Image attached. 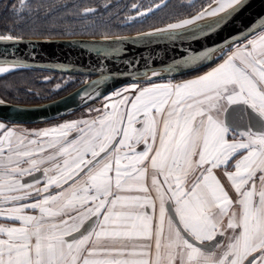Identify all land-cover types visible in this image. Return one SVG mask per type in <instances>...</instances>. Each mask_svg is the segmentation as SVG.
Returning a JSON list of instances; mask_svg holds the SVG:
<instances>
[{
    "label": "snow or ice",
    "instance_id": "1",
    "mask_svg": "<svg viewBox=\"0 0 264 264\" xmlns=\"http://www.w3.org/2000/svg\"><path fill=\"white\" fill-rule=\"evenodd\" d=\"M245 2L215 0L144 35L215 31ZM55 7L20 0L13 15ZM131 7L147 20L162 5ZM11 33L0 41L21 39ZM221 51L202 75L117 90L99 116L38 131L0 122V264H264V31ZM216 52L183 63L195 69Z\"/></svg>",
    "mask_w": 264,
    "mask_h": 264
},
{
    "label": "water",
    "instance_id": "2",
    "mask_svg": "<svg viewBox=\"0 0 264 264\" xmlns=\"http://www.w3.org/2000/svg\"><path fill=\"white\" fill-rule=\"evenodd\" d=\"M214 19L218 18L200 23L207 24ZM229 19L226 26L215 31L192 35L188 30H181L188 35L176 40L144 35L154 29L107 39L21 37L19 41H0V67L9 68L6 73L39 70L90 78L73 92L50 101L37 104L6 101L0 105V121L19 125L48 123L75 113L124 86L173 79L214 65L222 55L221 50L227 51L234 42L264 30V0H246L245 6ZM213 48L217 52L206 64L193 69L183 63L186 57Z\"/></svg>",
    "mask_w": 264,
    "mask_h": 264
},
{
    "label": "rangeland",
    "instance_id": "3",
    "mask_svg": "<svg viewBox=\"0 0 264 264\" xmlns=\"http://www.w3.org/2000/svg\"><path fill=\"white\" fill-rule=\"evenodd\" d=\"M27 1L28 0H26V3H27ZM117 1H121V0H117ZM138 1H140V2H138V3L134 2V3H131V5L128 4L127 14L122 15L121 17L111 16V17H114V19L112 18L111 23L108 22L109 25L105 24L103 26V29L98 28L96 18L93 17L94 15L92 17H89L90 14L88 16H85L82 14V16H83V18H82L80 16L81 14H75L76 16L81 18V21H82V22L81 21L79 22V25L77 26V28L79 31L93 29L91 31L96 32V30H100V31H98L100 33L102 31H104L102 33H107L108 30H109V32H114V31L117 32L116 35H113V36L108 35V37L132 35V34H127V33L130 31H140V30H144V29H147V30L141 31L138 33L147 32L150 30H154L155 27H163L167 23L176 22V18H178L179 14H181V13H183V14H187V13L195 14L200 9L201 5H204V4L209 3V2L212 4L215 0H211V1L210 0H195L196 8L188 7V5L193 3L194 0H173L174 5L172 4V6H170V7H163V5L165 3L168 4L170 0H138ZM157 2H159L162 5L161 9H155L154 8L155 3H157ZM133 4H136L139 8H141V10H145L149 5H152L154 8L155 14L149 13L150 19L146 20L144 17L137 15V9H133L131 7ZM78 5L79 4H77V6ZM168 6H169V4H168ZM56 9H59V7L58 8L56 7ZM80 9H81V7L79 6V7H77L76 10L73 9L71 11L73 13H82V11H81L82 9L81 10ZM109 9L111 10L110 7H109ZM112 15H117V13H114ZM65 17H66V15L63 16L62 14H59V12L57 13V15L53 16V18L51 19L53 21V24H52L53 28H52V30H50V32L48 31L52 35L45 34V36H49V37H45V38H57V39L61 38V37L57 36V33L60 34L61 33L60 31H62L63 29H67V26H64L62 24V21L65 19ZM133 17H135V19H133ZM188 17L189 16H185V17H182L180 19L188 18ZM98 18H100V17H98ZM100 19H101L100 21H102V22L107 21V19H104V18H100ZM171 19H175V20L173 21ZM163 22H165V24L162 25ZM114 23H119V26H117V27H120V28H115L116 24L112 25ZM71 27L75 28L74 26H71ZM112 27H114V28L111 29ZM110 30H112V31H110ZM261 31H264V30H261ZM135 34H137V33H135ZM53 35H56V36L50 37ZM99 37H104V35H101ZM64 38H66V37H64ZM6 74L7 73H0V76L6 75ZM199 74L200 73L190 75L187 77H183V78H177V79L173 78V79H165V80L177 81V80L186 79V78H189L191 76H195V75H199ZM12 80L16 84L18 83V77L13 78ZM30 80H32L34 83L39 85V87L36 90L29 87L27 90L24 89L23 92L19 93V91L15 90V89H12L10 91L6 90V88L4 86H1V84H0V93H2L3 95H5L6 97H9V98H18V99L24 98L27 101H29L28 99H32V101H41L39 103H42V102H45L46 100L56 99L57 96L62 95L64 92H67L71 89L73 90V88H76V85H82V84H84V82L88 81V78L81 79V78H76L75 76H70V75H65V74H57V73H51V72H45L44 73L43 72V73L33 74V78L32 79L30 78ZM150 83H153V82L134 83V84L124 86L118 90L122 91L125 88H134V87L143 88L145 85L146 86L151 85ZM115 92L108 94V96L104 97L101 100H98V101H96V102H94V103H92V104H90L84 108H81L79 111H77L75 113L73 112L72 114H70L64 118H61V119L58 118V119H55L52 121H48V123L45 122V123L36 124V125H23V124L18 125V124L6 123V125H8L9 128H15L18 132L24 131V130L38 131V130L48 129V128H51L53 126H57V125L62 124L64 122L88 118L90 110H92L90 113L91 116H99V115H101V111H95V110H103L107 104L118 102L119 97H116L114 95ZM124 94L127 96H133L135 93L129 91V92H125ZM19 97H21V98H19ZM1 98L2 97L0 96V99ZM73 135H75V133ZM141 147H143V146H141ZM41 187H42V185H41ZM53 191H55V189H53Z\"/></svg>",
    "mask_w": 264,
    "mask_h": 264
},
{
    "label": "trees",
    "instance_id": "4",
    "mask_svg": "<svg viewBox=\"0 0 264 264\" xmlns=\"http://www.w3.org/2000/svg\"><path fill=\"white\" fill-rule=\"evenodd\" d=\"M105 2H106V0H28L27 3L31 4L33 8H35L38 4H43L44 6H47L49 4H56V5H58L59 9H56V7L49 9L48 16L45 15L44 8H41L39 13L33 11L31 15H29L27 10H25L22 13V18L18 19L17 16L13 15V12H14V9L20 8V0H0V33H5L9 29H11L12 30L11 34L18 35L20 37H25V38L49 37V36H45V34H50L49 33L50 30H52V28H53L52 27L53 21L51 19L53 18L54 15H57V13L59 12V14H62L63 16L66 15V17H67V18L65 17V19L62 21V24L64 26H67V29H63L62 31H60L61 32L60 34L57 33L58 37H61V38H64V37H66V38L67 37H99L103 34L102 32H104V31H102L101 33L98 32L100 30H96V32L91 31L93 29L79 31L77 26L79 25L81 18L76 16L71 10H73V9L76 10L77 7H79V6L82 9V10L80 9L81 11H83V8L85 6L96 7L97 13L92 14V15L90 14L89 17H92L94 15L93 17L96 18L98 28L103 29V26L105 24H108V22L111 23L112 18L114 19V17H111V16L121 17L122 15L127 14L128 4L131 5V3H134V2L138 3L140 1H138V0H121V1L107 0L108 4H110L109 7L111 8V10L109 9V7L107 9H105L103 7ZM77 4H79V5L77 6ZM168 4H169L168 7H170V6H172V4L174 5V1L170 0ZM65 5L67 7H65ZM114 13H117V15H112ZM190 14H193V13H187V14L181 13V14H179L178 18L190 16ZM80 16L83 18L82 14ZM98 17L107 19V21L102 22V21H100L101 19ZM33 20H35V23H33ZM171 20L174 21L175 19H171ZM115 24H116L115 28H120V27H117V26H119V23H114L112 25H115ZM163 24H165V22H163L162 25ZM71 26H74L75 28H72ZM113 28L114 27H112L111 29H113ZM145 30H147V29L140 30V31H130L127 34H135V33L141 32V31H145ZM110 31H112V30H110ZM108 32H109V30L107 31V33ZM116 33L117 32L114 31V32H109L108 34L113 36V35H116ZM50 35H52V34H50ZM55 36L56 35H53L50 37H55ZM211 66H213V65H211ZM211 66H209V67H211ZM209 67H206L202 70L193 72V73L188 74V75L176 77L174 79L183 78V77H187L190 75L201 73L204 70H207ZM43 72L45 73V71H39V70H33V71L32 70H19V71H15V72H10L9 74L7 73L6 75L0 76V84H1V86H4L6 88V90L10 91L12 89H15V90L19 91V93L23 92L24 89L27 90L29 87L36 90L39 87V85L34 83L32 80H30V78L31 79L33 78V74L43 73ZM51 73H56V72H51ZM57 74H61V73H57ZM70 76H74V75H70ZM15 77H18V83L17 84L12 80ZM75 77L81 78V79L85 78L84 76H75ZM79 86H81V85H76V88H78ZM76 88H73V90ZM73 90L71 89L67 92H64L62 95H65L71 91L73 92ZM62 95H60V96H62ZM0 96L2 97L1 99L5 100L7 102L8 101L12 102V103L37 104V103L41 102V101H32V99H28L29 101H27L26 99L21 98V97H19L21 99L9 98V97H6L5 95H3L2 93H0ZM60 96H57L56 98H59ZM50 100H53V99H50ZM50 100H46V101H50Z\"/></svg>",
    "mask_w": 264,
    "mask_h": 264
},
{
    "label": "crops",
    "instance_id": "5",
    "mask_svg": "<svg viewBox=\"0 0 264 264\" xmlns=\"http://www.w3.org/2000/svg\"><path fill=\"white\" fill-rule=\"evenodd\" d=\"M233 47H231V48H233ZM215 64H214V66H215ZM214 66H212V67H214ZM210 69H211V67H209L207 70L203 71V73L201 72L199 75L204 74L205 72L209 71ZM195 76H198V75H195ZM195 76H191L189 78L182 79V80H177V81H171V80L157 81V82L150 83L151 85H148V86L145 85L144 87H150V86H154V85H158V84H168V83L175 84V83L182 82L184 80H188V79L194 78ZM221 118L222 119H228V116H227V114H222ZM4 124H5L6 127H8V125H6V123H4ZM215 174L217 175L218 179H220L221 183L224 185L226 191H228V193H229L230 197L233 199V201H236L238 199V196L235 193L234 189L232 188L230 181L227 180V177H226V175L224 173V170L222 168L221 169H216L215 170ZM150 179H151V169H149V173H148V181H149V183H150ZM234 210L239 212V207L236 206L234 208ZM226 223H227V220H225V224Z\"/></svg>",
    "mask_w": 264,
    "mask_h": 264
},
{
    "label": "bare ground",
    "instance_id": "6",
    "mask_svg": "<svg viewBox=\"0 0 264 264\" xmlns=\"http://www.w3.org/2000/svg\"><path fill=\"white\" fill-rule=\"evenodd\" d=\"M211 7L212 8H215L216 7L215 1L211 4ZM208 10L210 11L211 9H208Z\"/></svg>",
    "mask_w": 264,
    "mask_h": 264
},
{
    "label": "flooded vegetation",
    "instance_id": "7",
    "mask_svg": "<svg viewBox=\"0 0 264 264\" xmlns=\"http://www.w3.org/2000/svg\"><path fill=\"white\" fill-rule=\"evenodd\" d=\"M9 124H10V123H9ZM18 125H19V124H18ZM36 175H40V174H39V173H37ZM26 179H29V180H30V179H32V178H31V177H27Z\"/></svg>",
    "mask_w": 264,
    "mask_h": 264
}]
</instances>
